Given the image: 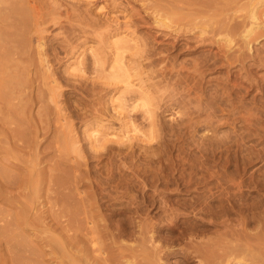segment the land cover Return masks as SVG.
I'll use <instances>...</instances> for the list:
<instances>
[{
  "label": "rangeland",
  "instance_id": "1",
  "mask_svg": "<svg viewBox=\"0 0 264 264\" xmlns=\"http://www.w3.org/2000/svg\"><path fill=\"white\" fill-rule=\"evenodd\" d=\"M171 2L25 1L24 60L0 52V84L8 57L23 67L0 124L25 135L12 145L0 130V172L15 177L0 173V210L18 241L0 264H145L156 245L162 264H184L216 230L264 232V0L226 13L256 4L262 24L228 63L227 43L187 34ZM60 204L79 206V223Z\"/></svg>",
  "mask_w": 264,
  "mask_h": 264
},
{
  "label": "bare ground",
  "instance_id": "2",
  "mask_svg": "<svg viewBox=\"0 0 264 264\" xmlns=\"http://www.w3.org/2000/svg\"><path fill=\"white\" fill-rule=\"evenodd\" d=\"M25 1L26 0H0V52L4 51L7 55L12 53L14 60L16 58L24 60V54L28 45L26 28L28 25V8L26 7ZM241 1L242 0H172L171 4L175 10L174 16L179 18V11L181 10H187L189 15H191H186L181 18L184 20L181 24V29H184V31L187 29V34L198 29L203 35L201 38L204 41L209 40L213 44H219V42L223 40L227 43L226 46L228 49L224 50L222 58L228 63L230 61L229 51H231L239 42L250 45L251 41L249 39L252 38L256 30L262 25L256 12L257 10L255 9L256 4L253 5L248 15L244 17H235L226 14L233 11ZM156 10L159 12L163 10V8L159 7V9ZM240 10L241 9H236L235 12H239ZM36 11H39V9ZM224 14L228 16L221 19L220 17ZM241 18L242 20H238ZM207 20H212V22ZM36 25L39 26V23L37 22ZM191 38H193L192 35H190L189 39ZM42 44H44L43 41ZM41 47L43 48V46ZM12 57H8L5 60L4 66L6 70L2 71L3 75L0 84V103L2 104L0 109L7 114H14V112L17 111L16 108L11 106L12 101L9 95L11 94L10 90L13 89V87L16 88L20 84V80H22L20 72L23 70V67L15 61L13 62V60L10 64ZM47 68L50 69V67ZM189 69L192 70V73L188 72L186 76L190 75L194 80L204 73L202 63L195 62ZM53 83L55 82H51V84ZM2 123L5 124L6 121L2 120ZM7 125L11 126L5 128L0 124V130L5 134L6 142L12 145H24L25 140L23 139L25 135L20 130L12 127V123L7 122ZM0 173L2 178L6 181L5 186L11 185L15 182L13 180L15 177L12 174L4 170H1ZM0 185L3 186L4 184L0 183ZM54 185L58 191L59 198H62L59 200H64L61 201V203H67L70 205L72 202V194L68 192L66 185L60 181H56ZM23 188V190H25L26 187ZM62 204H60V209H57L59 218L68 217L71 222L79 223V216L82 211L80 207L76 205V208L71 211L69 208L61 206ZM89 216L90 217L86 218H88V221L94 225L95 221L93 215L91 214ZM89 226L91 225L89 224ZM141 229L142 236L144 233H148L145 227H142ZM217 231L218 230H216L215 237L209 241H201L191 245L190 249L184 253V264H264V232L249 233L248 230L243 228L226 229L224 231L221 230V232L220 230L219 232ZM153 238L154 236L152 235L150 239ZM144 240H146V237H144ZM17 242L18 241L15 240V237L12 234L10 221L5 217L4 212L0 210V246L5 244L7 247L12 246L17 248ZM153 247L151 256H148V258L145 257L146 260L144 263L162 264L163 259L169 256V251L159 245ZM95 254L96 253H94V255ZM17 259L18 261H21L19 258Z\"/></svg>",
  "mask_w": 264,
  "mask_h": 264
}]
</instances>
